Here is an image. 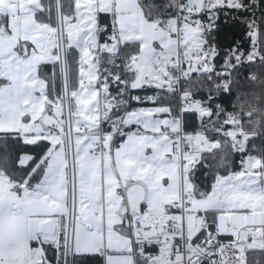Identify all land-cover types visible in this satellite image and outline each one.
Instances as JSON below:
<instances>
[{
  "label": "snow or ice",
  "instance_id": "obj_1",
  "mask_svg": "<svg viewBox=\"0 0 264 264\" xmlns=\"http://www.w3.org/2000/svg\"><path fill=\"white\" fill-rule=\"evenodd\" d=\"M257 63L264 0H0V264H264Z\"/></svg>",
  "mask_w": 264,
  "mask_h": 264
},
{
  "label": "trees",
  "instance_id": "obj_2",
  "mask_svg": "<svg viewBox=\"0 0 264 264\" xmlns=\"http://www.w3.org/2000/svg\"><path fill=\"white\" fill-rule=\"evenodd\" d=\"M215 37V43L217 44L218 48L222 51L224 49L230 48L234 46L237 42H240L242 46L247 47L248 46V39L245 36V27L241 25L239 22L234 21L232 19H229L227 22H225V19L223 16H221V19L218 21V28L216 32L214 33ZM75 71V70H74ZM251 72H257L264 76V68H262L261 65L254 64L251 68H241L238 73L234 74V79L237 81L233 85V91L232 94H226L222 93L216 98L217 103L223 104L226 108H228L229 111L235 110L233 108L234 103H238L237 101V92L241 93H250L252 91H262L264 90V85H261L259 81H252L248 78L249 73ZM194 78L198 76V74L193 75ZM157 92V90L152 89L148 91H141L136 90L134 94H139L142 97L146 96H153ZM202 96H206V93H198L197 98H200ZM250 99L251 97H247ZM153 106L151 102L145 101L144 103H137L135 101L131 102L130 107L131 108H138V107H150ZM186 124L188 127V130H192L198 126V120L194 113H186L185 114ZM10 144V151L12 153L15 152L16 146L12 144V142H9ZM255 145V147L258 149L257 152L252 151V146ZM249 150L252 151V154L258 155L262 151H264V138L256 137L249 142ZM241 153H234L232 156V168L233 170H240L241 164L240 161L242 159ZM223 174V173H222Z\"/></svg>",
  "mask_w": 264,
  "mask_h": 264
},
{
  "label": "built area",
  "instance_id": "obj_3",
  "mask_svg": "<svg viewBox=\"0 0 264 264\" xmlns=\"http://www.w3.org/2000/svg\"><path fill=\"white\" fill-rule=\"evenodd\" d=\"M194 74H195V73H194ZM194 74H193V75H194ZM155 95H156V92H155V94H154L153 96H155ZM256 256L259 257V254H258V253L255 254V257H256ZM255 257L253 256V254H250V259H253V258H255Z\"/></svg>",
  "mask_w": 264,
  "mask_h": 264
},
{
  "label": "rangeland",
  "instance_id": "obj_4",
  "mask_svg": "<svg viewBox=\"0 0 264 264\" xmlns=\"http://www.w3.org/2000/svg\"><path fill=\"white\" fill-rule=\"evenodd\" d=\"M151 107H152V106H151ZM162 118H163V117H162ZM257 150H258V149L255 147V152H257ZM255 258H259V257L256 256Z\"/></svg>",
  "mask_w": 264,
  "mask_h": 264
},
{
  "label": "crops",
  "instance_id": "obj_5",
  "mask_svg": "<svg viewBox=\"0 0 264 264\" xmlns=\"http://www.w3.org/2000/svg\"><path fill=\"white\" fill-rule=\"evenodd\" d=\"M151 107V106H150ZM133 127H135V126H133Z\"/></svg>",
  "mask_w": 264,
  "mask_h": 264
}]
</instances>
